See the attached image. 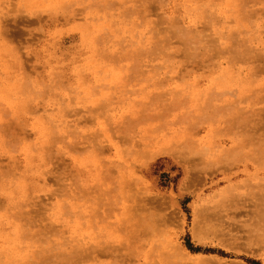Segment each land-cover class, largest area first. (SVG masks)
<instances>
[{"label":"rangeland","instance_id":"374dc122","mask_svg":"<svg viewBox=\"0 0 264 264\" xmlns=\"http://www.w3.org/2000/svg\"><path fill=\"white\" fill-rule=\"evenodd\" d=\"M210 1L0 0V264H264V0ZM83 79L138 122L61 154Z\"/></svg>","mask_w":264,"mask_h":264},{"label":"snow or ice","instance_id":"6c2138e0","mask_svg":"<svg viewBox=\"0 0 264 264\" xmlns=\"http://www.w3.org/2000/svg\"><path fill=\"white\" fill-rule=\"evenodd\" d=\"M64 0H57L56 7H62ZM78 7H83L82 5ZM207 7V5H205ZM229 7L240 8L238 3H230ZM115 82V81H114ZM72 89H75L69 95L68 92L62 93V97L58 96L57 101L63 107L61 114V123L65 118L71 117L68 121L69 127L67 130L59 131V125L55 120L48 121V133H47V147L54 148L59 147L60 153L63 154L67 148H72L77 141L68 140V136L78 137L83 135L85 139H89L93 142L94 154L95 151H103L110 144V138L105 135L112 132L114 127L126 124H135L138 122V117L135 111L131 108L121 111L119 114L114 109H108V104L111 103V97L103 95L100 92L99 87L95 84L88 83L86 79L78 80L76 84L71 85ZM76 97V102L73 103L72 98ZM82 110V112L77 111ZM107 112V114H106ZM72 121L79 125L81 123L90 124L88 128L72 127ZM96 137H102V142L96 144ZM31 148L32 145H28ZM115 147V145H113ZM75 150V149H74ZM101 177H90L80 179V184L84 187H90L103 183ZM115 188V182L109 185ZM78 211V205L74 201L65 200L61 206L60 213L63 217L71 219ZM108 227H111L109 225Z\"/></svg>","mask_w":264,"mask_h":264},{"label":"bare ground","instance_id":"6f19581e","mask_svg":"<svg viewBox=\"0 0 264 264\" xmlns=\"http://www.w3.org/2000/svg\"><path fill=\"white\" fill-rule=\"evenodd\" d=\"M226 1H228V2L231 1L230 3H233V4H235V3H240V5H241L240 8H233V7H231V8L228 9V11H229L230 13H234V16H235L236 18H237V16H236V12H237V14L239 15V12H240V11H245V5L242 4V1H243V0H226ZM249 3H250V2H249ZM145 4H147V3H145ZM205 5H209V6H211V5H212V2H211V1L209 2V0H207V2H204V3H203V6H204V11H203V13H206L207 16H209V15L211 16L212 14H210L209 9H208L207 7H205ZM214 10H215V8H214ZM215 11H216V10H215ZM253 14H255V13H253ZM253 14H252L251 16L254 17ZM247 15L250 16L249 13H248ZM253 17H252V18H253ZM206 47H208V46H206ZM208 49H210V51L213 50V49H211L210 47H208ZM207 51H209V50H207ZM232 58H233V57H232ZM258 60H259V59H258ZM254 62H256V61L254 60ZM103 63H104V62H103ZM258 65H259V64L256 65V68H257V69L254 68V70H256L255 72H257V70L260 69V67H259ZM254 66H255V65H254ZM257 66H258V67H257ZM260 70H261V69H260ZM12 74H13V72H12ZM27 101H28V100H27ZM104 249H105V248H104ZM104 249H103V250H104ZM106 249H107V248H106ZM95 250H96V249H95ZM97 250H99V249H97ZM97 250H96V251H97ZM99 252H101V254L97 252L99 255L104 254V251H103V253H102V250H99ZM106 252H107L108 254H111V253L113 254V250H112L111 253H109V251H107V250H106ZM117 252H118V251H117ZM95 253H96V252H95ZM98 254H97V256H98ZM104 255H105V254H104ZM106 255H107V254H106ZM117 255H118V254H117ZM119 255L122 256L123 254L121 253V254H119ZM121 256H120V259H121ZM116 258H117V257H116ZM122 259H123V258H122ZM124 260H125V258H124ZM117 261H118V260H117ZM119 262H120V263H123L124 261L121 262V260H120ZM35 263H36V262H35ZM124 263H125V262H124Z\"/></svg>","mask_w":264,"mask_h":264}]
</instances>
